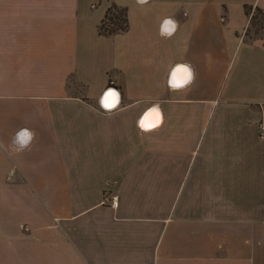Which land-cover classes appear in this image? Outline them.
Masks as SVG:
<instances>
[{
	"label": "crops",
	"instance_id": "obj_1",
	"mask_svg": "<svg viewBox=\"0 0 264 264\" xmlns=\"http://www.w3.org/2000/svg\"><path fill=\"white\" fill-rule=\"evenodd\" d=\"M114 6L126 29L100 35ZM245 7L264 0H0V264H264Z\"/></svg>",
	"mask_w": 264,
	"mask_h": 264
},
{
	"label": "trees",
	"instance_id": "obj_2",
	"mask_svg": "<svg viewBox=\"0 0 264 264\" xmlns=\"http://www.w3.org/2000/svg\"><path fill=\"white\" fill-rule=\"evenodd\" d=\"M244 9H245L246 16L247 17L250 16L249 27L246 30V36L250 37L251 36L250 27H253V25H256L258 23L257 17L259 16L260 18L261 17L263 18L264 13L258 8L254 9L253 12L251 11L250 8L245 7ZM126 26H127V18H126L125 9H118L114 6L111 9L107 10L104 16V19L102 20L99 26L98 32L100 35L110 36L112 34L124 31L126 29ZM259 29L261 32H263L264 24H262ZM252 35L254 36L259 35V30H255V32H253Z\"/></svg>",
	"mask_w": 264,
	"mask_h": 264
},
{
	"label": "water",
	"instance_id": "obj_3",
	"mask_svg": "<svg viewBox=\"0 0 264 264\" xmlns=\"http://www.w3.org/2000/svg\"><path fill=\"white\" fill-rule=\"evenodd\" d=\"M180 69H184L185 72H187V74L189 75V72H188V70H187L186 68H182L180 65H178V66H176V67L172 70V72H171V74H170V81H172V80L174 79V76L177 74V71L180 70ZM188 79H189V77H188ZM187 82H188V80H187L185 83H187ZM185 83H184V84H185ZM171 85H173V84L171 83ZM110 92H116V93H117V91H116L115 89H113V88L106 89V90L103 92V94H102V96H101V98H100V101H99L100 106H101L103 109H105V110H112V109H114V108L118 105V102H119V94L117 93V94H118V101H117V103H116L113 107L108 108L107 106L104 105L103 101H104V99H106L107 94L110 93Z\"/></svg>",
	"mask_w": 264,
	"mask_h": 264
},
{
	"label": "bare ground",
	"instance_id": "obj_4",
	"mask_svg": "<svg viewBox=\"0 0 264 264\" xmlns=\"http://www.w3.org/2000/svg\"><path fill=\"white\" fill-rule=\"evenodd\" d=\"M118 101V94L116 92H110L107 94L106 99H104L103 103L108 108L113 107Z\"/></svg>",
	"mask_w": 264,
	"mask_h": 264
},
{
	"label": "rangeland",
	"instance_id": "obj_5",
	"mask_svg": "<svg viewBox=\"0 0 264 264\" xmlns=\"http://www.w3.org/2000/svg\"><path fill=\"white\" fill-rule=\"evenodd\" d=\"M258 18V23L256 24V25H253V27H250V29H251V36H252V34H253V32H255V30H259V35H262V34H264V31L263 32H261L260 31V27H261V25L262 24H264V17L262 18H260L259 16L257 17ZM106 23H107V21H106ZM112 26H113V24H112ZM254 36V35H253ZM258 36V35H257ZM116 197V196H115ZM117 198V197H116ZM118 201V200H117ZM118 203V202H117Z\"/></svg>",
	"mask_w": 264,
	"mask_h": 264
},
{
	"label": "built area",
	"instance_id": "obj_6",
	"mask_svg": "<svg viewBox=\"0 0 264 264\" xmlns=\"http://www.w3.org/2000/svg\"><path fill=\"white\" fill-rule=\"evenodd\" d=\"M260 131L263 133L264 132V125L260 124ZM108 201H110L111 206L116 208L117 207V198L115 196H111L108 198Z\"/></svg>",
	"mask_w": 264,
	"mask_h": 264
}]
</instances>
